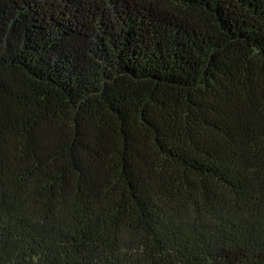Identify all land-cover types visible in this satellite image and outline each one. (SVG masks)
<instances>
[{"label": "trees", "instance_id": "1", "mask_svg": "<svg viewBox=\"0 0 264 264\" xmlns=\"http://www.w3.org/2000/svg\"><path fill=\"white\" fill-rule=\"evenodd\" d=\"M0 264H264V0H0Z\"/></svg>", "mask_w": 264, "mask_h": 264}]
</instances>
